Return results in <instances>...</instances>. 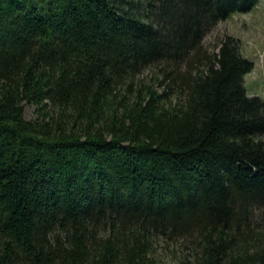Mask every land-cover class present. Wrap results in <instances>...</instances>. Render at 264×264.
Instances as JSON below:
<instances>
[{"label": "trees", "instance_id": "16d2710c", "mask_svg": "<svg viewBox=\"0 0 264 264\" xmlns=\"http://www.w3.org/2000/svg\"><path fill=\"white\" fill-rule=\"evenodd\" d=\"M258 2L0 0V264H264Z\"/></svg>", "mask_w": 264, "mask_h": 264}, {"label": "rangeland", "instance_id": "374dc122", "mask_svg": "<svg viewBox=\"0 0 264 264\" xmlns=\"http://www.w3.org/2000/svg\"><path fill=\"white\" fill-rule=\"evenodd\" d=\"M245 14V13H241ZM239 31L240 38L247 43L251 52H247L243 42L241 41V51L243 55H249L256 66L244 76V85L248 95L259 96L264 101V69L260 70L259 61L264 64V1L259 0L256 7L244 16L239 15ZM228 33L226 30L225 20L220 22L211 32L205 37L206 44H214L217 37ZM246 48V49H245ZM142 78L146 79L144 75ZM23 113L26 119L33 118L34 107L32 104L25 103Z\"/></svg>", "mask_w": 264, "mask_h": 264}, {"label": "crops", "instance_id": "0c3cea01", "mask_svg": "<svg viewBox=\"0 0 264 264\" xmlns=\"http://www.w3.org/2000/svg\"><path fill=\"white\" fill-rule=\"evenodd\" d=\"M257 5V4H256ZM256 5L254 7H256ZM253 7V8H254ZM252 8V9H253ZM251 9V10H252ZM250 10V11H251ZM249 11V12H250ZM247 12V13H249ZM246 14V13H245ZM245 14H232L231 16H229L227 19H225V24H226V30L229 34L231 35H234L238 38H240V31H239V15H245ZM240 40L243 42L244 46L245 47H248L247 46V43H244V41L240 38ZM249 48V47H248ZM246 49V48H245ZM246 51L248 52H251L250 48L249 49H246ZM242 52H243V49H242ZM245 55V54H244ZM249 57V55H246ZM256 66V64L254 63V67ZM259 67H260V70L264 69V64L263 62L259 61Z\"/></svg>", "mask_w": 264, "mask_h": 264}]
</instances>
